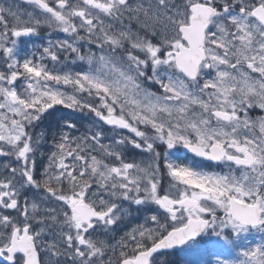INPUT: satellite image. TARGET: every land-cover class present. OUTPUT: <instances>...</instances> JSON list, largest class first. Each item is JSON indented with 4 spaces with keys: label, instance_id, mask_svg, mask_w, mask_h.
<instances>
[{
    "label": "snow or ice",
    "instance_id": "obj_1",
    "mask_svg": "<svg viewBox=\"0 0 264 264\" xmlns=\"http://www.w3.org/2000/svg\"><path fill=\"white\" fill-rule=\"evenodd\" d=\"M24 3L0 4V258L170 264L264 234V0ZM235 249L216 264H264V235Z\"/></svg>",
    "mask_w": 264,
    "mask_h": 264
},
{
    "label": "rangeland",
    "instance_id": "obj_2",
    "mask_svg": "<svg viewBox=\"0 0 264 264\" xmlns=\"http://www.w3.org/2000/svg\"><path fill=\"white\" fill-rule=\"evenodd\" d=\"M9 3H15L16 5L19 6V3L15 2V1L0 0V4H5V6H7V4H9ZM23 9H25V8H23ZM64 37H65V34L60 33V32H56V33H53L50 37L48 36V38H45V40H43V42L49 38L50 39H62ZM21 53L23 54L22 50H21ZM69 63H71V62L69 61ZM81 63L82 62L77 61L75 65H72V67L75 70H79ZM152 90L156 91L157 89L153 88ZM57 107L61 108L64 113L73 112V110H70V109H63V106H57ZM259 114L260 113H256V112L253 113L254 116L259 115ZM82 117L84 119H86V122H84V120H83L81 123V125H83V128L88 127L90 122L94 119L87 112H84ZM47 126H48V122L45 123V127H47ZM83 128H82V130H83ZM123 133L125 135H127L128 131L123 130ZM109 135H111V133H109ZM50 146L52 147L51 144H50ZM51 147H50V149H47L45 151L46 157L44 158L43 165L47 163V154L52 150ZM180 154L186 155V153L183 149H181ZM145 158H146V156L142 157L141 159H145ZM209 170L222 171L223 169L219 168V167H209ZM220 214L222 215V213H220ZM142 218H143V213H134V219L132 220V223L133 224L138 223L142 220ZM130 226H131V224L129 225V227ZM262 235H264V234L256 232L255 230H251L247 234H242L241 238L239 240L235 241L233 245H229L227 243V241H225L222 237L215 236L209 232V233L204 234L203 237L200 239H201V246H203L205 244L211 245V247H209L210 254L206 253L207 255L210 256L211 260L209 259V257L205 253H201V254L197 253L199 249H191V248H185V247L179 249L178 251H176L174 253H168V254L162 253L163 255L158 257V259L164 260V261H169L170 263H173V264H180V263L181 264H216L217 257H219L221 259H233V258H235L236 253H237V250L235 248L242 246L244 244L245 240L250 241L252 244L258 243L261 240ZM214 247H217L215 250H220V252L214 251L213 250ZM199 251L201 252V250H199Z\"/></svg>",
    "mask_w": 264,
    "mask_h": 264
},
{
    "label": "flooded vegetation",
    "instance_id": "obj_3",
    "mask_svg": "<svg viewBox=\"0 0 264 264\" xmlns=\"http://www.w3.org/2000/svg\"><path fill=\"white\" fill-rule=\"evenodd\" d=\"M9 1L18 2L21 9H23V8L29 9V6L26 3H24V0H9ZM45 33H46V30H45ZM45 33H42V39L22 38V40L24 41V43L21 46V50L23 51V53L25 51H27L28 49H30L32 45H34V44H40V43L43 42V40H45V38H48V35H46ZM70 113L76 119H78L80 121V124L82 123L83 120H84V122H86V119H84L82 117L83 113H80V112H70ZM39 130L40 129H37L36 131H39ZM125 131H126V129H125ZM50 144H51V139L49 138L48 142L44 143L43 146L41 147V152L43 153V155H38V157H37V167H38V170H41L42 169L43 161H44V158L46 157L45 151L47 149H50V147H51ZM129 157H130V159L141 160V158L142 157H145V155L143 153H141L140 150H135V151H132V152L129 153ZM0 264H7V262L0 259ZM171 264H173V263H171Z\"/></svg>",
    "mask_w": 264,
    "mask_h": 264
},
{
    "label": "trees",
    "instance_id": "obj_4",
    "mask_svg": "<svg viewBox=\"0 0 264 264\" xmlns=\"http://www.w3.org/2000/svg\"><path fill=\"white\" fill-rule=\"evenodd\" d=\"M209 247H211V245L210 244H205V245H203V246H200V248H199V250H201V252L198 250V252L197 253H199V254H201V253H208V254H210V252H209ZM217 247H214L213 248V250L214 251H218V252H220V250H215ZM219 249V248H218ZM212 250V251H213ZM207 255V254H206ZM208 257H209V259L211 260V258H210V256L209 255H207ZM183 263V262H182ZM171 264V263H170ZM181 264V263H180Z\"/></svg>",
    "mask_w": 264,
    "mask_h": 264
},
{
    "label": "water",
    "instance_id": "obj_5",
    "mask_svg": "<svg viewBox=\"0 0 264 264\" xmlns=\"http://www.w3.org/2000/svg\"><path fill=\"white\" fill-rule=\"evenodd\" d=\"M187 152H188V150L187 149H185ZM188 153H190V152H188ZM191 154V153H190ZM193 155V154H192ZM203 234H201V236H202ZM200 237H198L197 239H199ZM181 247H183V246H175V248L174 249H165V250H160L161 252H167V251H175V250H178V249H180ZM0 259H2V260H4L3 258H0Z\"/></svg>",
    "mask_w": 264,
    "mask_h": 264
}]
</instances>
